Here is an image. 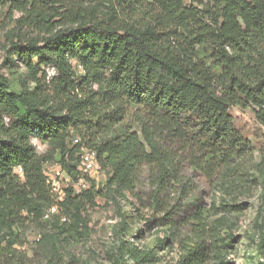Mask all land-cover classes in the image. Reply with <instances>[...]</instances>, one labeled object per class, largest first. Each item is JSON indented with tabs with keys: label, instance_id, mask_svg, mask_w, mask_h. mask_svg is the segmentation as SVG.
Returning a JSON list of instances; mask_svg holds the SVG:
<instances>
[{
	"label": "trees",
	"instance_id": "1",
	"mask_svg": "<svg viewBox=\"0 0 264 264\" xmlns=\"http://www.w3.org/2000/svg\"><path fill=\"white\" fill-rule=\"evenodd\" d=\"M0 2L10 21L1 47L11 76L0 74V264H28L19 230L51 207L34 256L77 264L67 246L90 233L86 206L96 197L111 202L121 236L125 192L140 201L129 202L135 211L161 216L162 235L152 246L121 239L117 264H155L157 250L174 244L177 264L219 258L235 238L226 214L264 182L255 148L229 112L250 107L264 128V0ZM86 149L101 183L78 168ZM56 158L89 187H67L58 200L43 171ZM190 170L206 181L209 204ZM143 172L146 203L136 190ZM259 213L264 257V203Z\"/></svg>",
	"mask_w": 264,
	"mask_h": 264
},
{
	"label": "rangeland",
	"instance_id": "2",
	"mask_svg": "<svg viewBox=\"0 0 264 264\" xmlns=\"http://www.w3.org/2000/svg\"><path fill=\"white\" fill-rule=\"evenodd\" d=\"M205 1V0H203ZM15 16L18 13L14 14ZM10 27V21L7 17V6L0 2V74L11 77L9 68L3 62L4 51L2 49V35ZM21 73L25 76L26 72L20 68ZM48 75H54L56 71L49 67L46 68ZM230 114L233 116L234 126L243 133V135L252 143L255 148V160L261 162L264 169V128L257 122L252 108L242 109L238 106L229 108ZM77 135L72 134L70 144L77 141ZM36 151L42 153L45 151V145L32 140ZM84 151L81 155L84 161ZM82 159V158H81ZM79 170L88 174L92 179L103 182L104 176L99 171H84L83 164L79 165ZM43 171L51 185L52 192L57 195L60 200V193L67 187H73L75 193H79L78 184L80 179L69 176L59 165L58 158L51 162L43 164ZM20 173V171H17ZM198 188L202 191L205 200L209 204L210 189L206 181L198 174L191 170ZM89 184H87V187ZM146 172H143L136 185V190L141 196L143 203L147 202L149 192ZM264 182L250 194L243 195L239 198L242 202L241 210L226 214V229L235 237L228 242V247L224 250H218L222 255L218 258H211V264H258L264 261V257L259 255L257 243L259 233L257 223L259 221V206L264 203ZM120 212L124 214L126 221V229L119 236L117 227L120 221L116 207L111 202H106L103 198L96 197L94 206H86L85 215L88 219L90 229L89 235L84 239L70 240L67 250L72 252L77 259V264H117V246L121 239L135 245L152 246L155 233L160 232L161 222L159 214L153 213L143 207L139 211L130 205L129 202L140 206V201L125 192L123 197L118 198ZM214 217L223 215L221 211H211ZM50 215L44 216L40 222L28 220L23 227L20 228V238L23 243L21 249L26 252L29 257L28 264H44L34 256V241L39 236L41 229H46V225L50 221ZM141 228V232L139 231ZM158 260L155 264H177V245L165 247L163 250H157ZM222 261V262H219Z\"/></svg>",
	"mask_w": 264,
	"mask_h": 264
},
{
	"label": "built area",
	"instance_id": "3",
	"mask_svg": "<svg viewBox=\"0 0 264 264\" xmlns=\"http://www.w3.org/2000/svg\"><path fill=\"white\" fill-rule=\"evenodd\" d=\"M81 163L84 166V171L87 172L88 171H97V163L95 160V154L93 151H89V150H85L84 151V161H83V157L81 155ZM87 182L81 180L80 183L78 184L79 189H85L87 187ZM62 192L60 193V197H61ZM56 212V207H51L49 209V211L47 212V214L45 216L48 215V213H55Z\"/></svg>",
	"mask_w": 264,
	"mask_h": 264
}]
</instances>
